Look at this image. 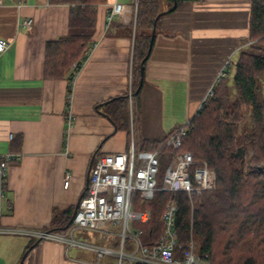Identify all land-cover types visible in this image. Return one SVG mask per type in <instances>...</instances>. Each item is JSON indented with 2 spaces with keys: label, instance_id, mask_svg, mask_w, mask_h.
Here are the masks:
<instances>
[{
  "label": "crops",
  "instance_id": "obj_1",
  "mask_svg": "<svg viewBox=\"0 0 264 264\" xmlns=\"http://www.w3.org/2000/svg\"><path fill=\"white\" fill-rule=\"evenodd\" d=\"M114 4L123 9L109 19ZM135 5L134 0L98 5L92 47L72 78L73 120L67 127L68 76H46L44 54L47 41L67 33L69 5L0 0V38L8 42L0 52V153H22L8 165L0 227L55 228L60 213L84 192L94 155L124 151L132 141L146 150L141 141H160L188 121L220 70L249 41L250 0L181 1L158 19L138 106L134 114L129 108L131 127L117 129L104 110L130 86ZM81 250L0 233V264H91L93 253Z\"/></svg>",
  "mask_w": 264,
  "mask_h": 264
},
{
  "label": "trees",
  "instance_id": "obj_2",
  "mask_svg": "<svg viewBox=\"0 0 264 264\" xmlns=\"http://www.w3.org/2000/svg\"><path fill=\"white\" fill-rule=\"evenodd\" d=\"M181 1H136L129 86L131 101L127 91L122 96L109 99L104 110L117 129L129 131L131 127L129 108L132 107L134 114L135 106H138L154 21L157 28L160 16L173 11ZM48 2L64 3L70 7L67 33L47 41L44 54L46 76H68L65 99L68 107L72 78L92 43L97 8L105 0ZM248 40L237 57L226 64L228 74L216 80L213 94L189 119V129L179 148L189 151L195 161H204L215 171V186L191 198L183 191L167 192L162 196L158 193L141 207L150 212L147 222V233L150 234L152 227L158 230L161 226L164 202L176 200L179 240L184 242L191 235L196 242V251L206 255L210 264H264V98L260 95V81L264 78V0H250ZM73 62H77L76 68L71 67L70 70ZM242 105H248L250 112L248 131L241 134ZM160 144L157 140L140 142L146 150L157 149ZM174 152L160 147L159 162L163 158L164 163L159 165L158 178L163 165L165 168ZM72 210L70 207L60 213L54 221V230H65L70 225Z\"/></svg>",
  "mask_w": 264,
  "mask_h": 264
},
{
  "label": "built area",
  "instance_id": "obj_3",
  "mask_svg": "<svg viewBox=\"0 0 264 264\" xmlns=\"http://www.w3.org/2000/svg\"><path fill=\"white\" fill-rule=\"evenodd\" d=\"M136 1L134 0L135 4ZM122 9V4L112 5L107 11L108 18ZM28 22L29 20L26 21ZM7 46L8 42L0 38V52ZM91 47L92 45L87 48L85 55ZM76 64L77 62H73L72 67L76 68ZM225 74L226 70L222 68L218 78ZM130 93L129 89V101ZM212 93L213 90L209 89L205 99ZM66 108V125L70 127L73 116L69 111V105ZM188 129V121L172 128L160 140L161 144L157 149L140 150L132 141L124 151L94 155L87 185L78 201L70 225L65 230L17 231L0 227V233L18 232L36 239L62 242L67 248L86 249L95 257L91 264H210L206 256L196 251V242L191 235L184 242L179 240L176 228L178 212L176 200L168 199L164 202L161 226L158 230L152 227L150 234L147 233L150 212L146 208H141L145 201L158 193L162 196L167 192L183 191L191 198L192 195L215 186L216 177L213 169L204 161H195L189 151L179 149L182 137ZM160 147L170 148L175 152L158 178ZM21 155L22 153L16 150L0 153V215L4 202H8L6 199L8 165L18 161ZM69 177V173L66 172L64 186L68 185ZM75 228L110 232L118 235L119 240L113 243L114 247L83 242L72 236ZM68 232L69 235L66 234ZM101 260L103 262H100Z\"/></svg>",
  "mask_w": 264,
  "mask_h": 264
},
{
  "label": "rangeland",
  "instance_id": "obj_4",
  "mask_svg": "<svg viewBox=\"0 0 264 264\" xmlns=\"http://www.w3.org/2000/svg\"><path fill=\"white\" fill-rule=\"evenodd\" d=\"M227 69V68H226ZM228 73L226 72L225 75H227ZM229 84H231L230 79H228ZM260 85H261V91H260V95L261 98H264V78L261 79L260 81ZM213 90V88H210ZM213 94V93H212ZM209 97V96H208ZM249 112H250V108L248 105H242V114H243V120L240 126V133L242 134L244 131H248V116H249ZM251 152V151H249ZM161 159V163L160 166H162V162L164 163V159ZM248 163L246 162L245 167H247ZM252 169H255V166L252 165L251 166ZM164 171V165L163 168L161 169V173L162 174ZM162 177V175H161ZM196 195V194H195ZM67 235H69V232L66 233ZM72 236L80 241L83 242H87V243H93V244H100V245H105V246H109V247H114L113 243L116 242L117 240H119V236L118 235H113L110 232H104V231H94L92 229H83V228H75L72 232ZM76 249V247H73ZM82 248H79V250H81ZM88 251L86 249H82L81 251ZM90 252V251H88ZM92 253V252H90ZM93 258L92 261L95 260L94 255H92ZM100 262H103V260H101Z\"/></svg>",
  "mask_w": 264,
  "mask_h": 264
},
{
  "label": "water",
  "instance_id": "obj_5",
  "mask_svg": "<svg viewBox=\"0 0 264 264\" xmlns=\"http://www.w3.org/2000/svg\"><path fill=\"white\" fill-rule=\"evenodd\" d=\"M161 14H162V12H161V13H158V14L156 15V17H155V20H156ZM155 29H156V27H155V21H154V25H153V27H152V29H151V33H150V40H149L148 51H150L151 46H152L153 38H154V35H155ZM141 70H142V67H141ZM105 102H107V101H105ZM104 115L107 116V114H105V113H104ZM107 117H108V116H107ZM239 153H240V152H238V154H239ZM92 159H93V157H92ZM91 162H92V161H91ZM90 165H91V163H90ZM89 168H90V166H89ZM88 173H89V169H88ZM87 181H88V178H87ZM86 185H87V183H86ZM81 196H82V194L79 196L77 202L75 203V205H74V207H73L72 213H71V215H70V221L72 220V218H73V216H74V214H75V211H76V208H77V205H78V201H79V199L81 198ZM51 230H54V229H51Z\"/></svg>",
  "mask_w": 264,
  "mask_h": 264
},
{
  "label": "bare ground",
  "instance_id": "obj_6",
  "mask_svg": "<svg viewBox=\"0 0 264 264\" xmlns=\"http://www.w3.org/2000/svg\"><path fill=\"white\" fill-rule=\"evenodd\" d=\"M175 3H176V2H175ZM175 3H174V4H175ZM173 6H174V5H173ZM188 121H189V120H188ZM208 167H209V166H208ZM211 169H212V168H211ZM214 172H215V171H214ZM205 256H206V255H205ZM207 259H208V258H207ZM209 263H210V262H209Z\"/></svg>",
  "mask_w": 264,
  "mask_h": 264
}]
</instances>
